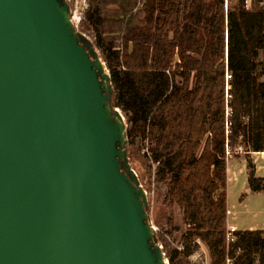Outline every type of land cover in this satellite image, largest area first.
Instances as JSON below:
<instances>
[{
    "label": "water",
    "instance_id": "1",
    "mask_svg": "<svg viewBox=\"0 0 264 264\" xmlns=\"http://www.w3.org/2000/svg\"><path fill=\"white\" fill-rule=\"evenodd\" d=\"M113 95L69 0H0V264H170Z\"/></svg>",
    "mask_w": 264,
    "mask_h": 264
},
{
    "label": "trees",
    "instance_id": "2",
    "mask_svg": "<svg viewBox=\"0 0 264 264\" xmlns=\"http://www.w3.org/2000/svg\"><path fill=\"white\" fill-rule=\"evenodd\" d=\"M78 29L111 74L130 160L145 150L164 200L181 213L184 256L199 238L211 264H224L227 157L264 152V0L226 11L224 0H87ZM247 168L249 189L264 191L249 157ZM260 234L236 233L235 264H254Z\"/></svg>",
    "mask_w": 264,
    "mask_h": 264
},
{
    "label": "rangeland",
    "instance_id": "3",
    "mask_svg": "<svg viewBox=\"0 0 264 264\" xmlns=\"http://www.w3.org/2000/svg\"><path fill=\"white\" fill-rule=\"evenodd\" d=\"M237 0H224L225 11L229 9ZM71 7H74L75 0H69ZM250 4V2H249ZM249 6V5H248ZM79 27V25H78ZM228 89V79L227 72L225 73V97L227 95ZM145 151V150H144ZM144 151H139L136 157H133L130 162L132 167L137 172L143 187L146 189L148 193L150 211L152 221L155 224L157 231L160 228V239L161 245L164 246V250L166 255L175 254L178 255L177 261L180 264H211L210 251L206 244L196 238L192 243L197 245V249L195 252L190 254L189 256H184L185 245L180 240V235L186 227L182 225L181 213L180 211L173 206H170L168 201H165L164 194L166 193V186L160 184L155 179V167L149 160H147L144 156ZM231 156L228 155V159H231ZM248 169V168H247ZM227 191V187H226ZM244 195L240 197H236L235 194H230V202L233 203L232 207H226V215H225V226L224 230L226 231L229 223H233L239 219L240 209L239 202L243 200ZM159 226V227H157ZM180 227V230L176 228ZM238 232L244 231L240 230L242 227H238ZM263 232V231H262ZM225 238V236H224ZM199 240V242H198ZM225 250L226 254L230 257V247L225 240ZM264 250L256 254V258H258V262L262 264V259L264 257ZM225 264V260H224Z\"/></svg>",
    "mask_w": 264,
    "mask_h": 264
},
{
    "label": "crops",
    "instance_id": "4",
    "mask_svg": "<svg viewBox=\"0 0 264 264\" xmlns=\"http://www.w3.org/2000/svg\"><path fill=\"white\" fill-rule=\"evenodd\" d=\"M247 157L252 160L255 175L264 178V152L238 153L227 161V201L232 207L230 194L236 197L244 195L239 202V219L236 221L240 230L264 231V191L252 192L248 185Z\"/></svg>",
    "mask_w": 264,
    "mask_h": 264
},
{
    "label": "built area",
    "instance_id": "5",
    "mask_svg": "<svg viewBox=\"0 0 264 264\" xmlns=\"http://www.w3.org/2000/svg\"><path fill=\"white\" fill-rule=\"evenodd\" d=\"M249 2H250V0H245L246 6L249 5ZM71 8H72L73 21H74L75 25L78 27V25L81 22L83 12L87 8V0H75L74 7H71ZM229 78H230V75L227 73V79H229ZM237 232H238L237 224L235 222L229 223L227 226V229L225 231V240L229 246H230V244H232L236 240V233ZM260 238L264 242V231L263 232L261 231ZM198 242H199V240H198ZM263 250H264V247H263ZM240 252H241L240 250L236 251V255H238ZM259 252H261V250H258L257 253H259ZM225 264H235L234 258L231 256L229 257L226 254ZM254 264H260L258 262V258H255Z\"/></svg>",
    "mask_w": 264,
    "mask_h": 264
}]
</instances>
